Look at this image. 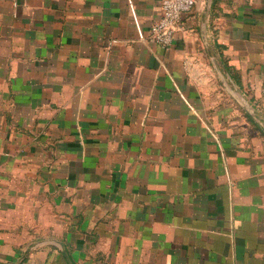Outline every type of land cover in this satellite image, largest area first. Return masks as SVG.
<instances>
[{"label":"crops","instance_id":"crops-1","mask_svg":"<svg viewBox=\"0 0 264 264\" xmlns=\"http://www.w3.org/2000/svg\"><path fill=\"white\" fill-rule=\"evenodd\" d=\"M0 0V264H264V0Z\"/></svg>","mask_w":264,"mask_h":264},{"label":"built area","instance_id":"built-area-1","mask_svg":"<svg viewBox=\"0 0 264 264\" xmlns=\"http://www.w3.org/2000/svg\"><path fill=\"white\" fill-rule=\"evenodd\" d=\"M197 0H161V14L153 23L150 40L162 48L171 46L177 39L183 19L192 11ZM264 94V82L261 87Z\"/></svg>","mask_w":264,"mask_h":264}]
</instances>
